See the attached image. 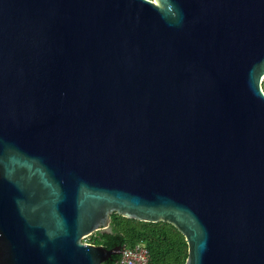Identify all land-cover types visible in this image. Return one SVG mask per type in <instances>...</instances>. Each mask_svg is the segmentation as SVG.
I'll return each instance as SVG.
<instances>
[{
    "label": "water",
    "instance_id": "95a60500",
    "mask_svg": "<svg viewBox=\"0 0 264 264\" xmlns=\"http://www.w3.org/2000/svg\"><path fill=\"white\" fill-rule=\"evenodd\" d=\"M264 0H0V264H103L113 214L184 264H264Z\"/></svg>",
    "mask_w": 264,
    "mask_h": 264
},
{
    "label": "trees",
    "instance_id": "16d2710c",
    "mask_svg": "<svg viewBox=\"0 0 264 264\" xmlns=\"http://www.w3.org/2000/svg\"><path fill=\"white\" fill-rule=\"evenodd\" d=\"M262 88L264 90V80ZM85 240L87 244L105 249L142 244L148 253V264H184L187 258L184 237L175 227L164 222H139L113 214L106 230L97 231ZM119 258L120 255L113 256L103 264H119Z\"/></svg>",
    "mask_w": 264,
    "mask_h": 264
},
{
    "label": "built area",
    "instance_id": "2783aa9c",
    "mask_svg": "<svg viewBox=\"0 0 264 264\" xmlns=\"http://www.w3.org/2000/svg\"><path fill=\"white\" fill-rule=\"evenodd\" d=\"M119 264H148L147 250L142 244H136L132 247H124L120 254Z\"/></svg>",
    "mask_w": 264,
    "mask_h": 264
},
{
    "label": "rangeland",
    "instance_id": "374dc122",
    "mask_svg": "<svg viewBox=\"0 0 264 264\" xmlns=\"http://www.w3.org/2000/svg\"><path fill=\"white\" fill-rule=\"evenodd\" d=\"M85 240V239H84ZM86 241V240H85ZM85 241H83V242H85Z\"/></svg>",
    "mask_w": 264,
    "mask_h": 264
}]
</instances>
